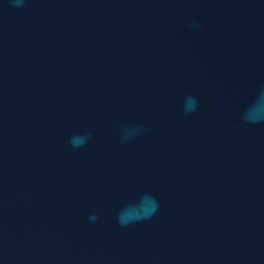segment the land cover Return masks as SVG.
I'll use <instances>...</instances> for the list:
<instances>
[{"label": "water", "instance_id": "95a60500", "mask_svg": "<svg viewBox=\"0 0 264 264\" xmlns=\"http://www.w3.org/2000/svg\"><path fill=\"white\" fill-rule=\"evenodd\" d=\"M0 264H264V0H0Z\"/></svg>", "mask_w": 264, "mask_h": 264}]
</instances>
